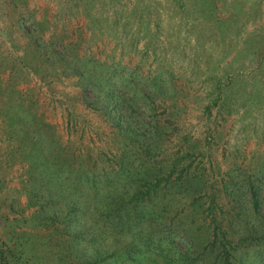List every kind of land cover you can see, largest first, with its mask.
<instances>
[{
  "label": "rangeland",
  "instance_id": "obj_1",
  "mask_svg": "<svg viewBox=\"0 0 264 264\" xmlns=\"http://www.w3.org/2000/svg\"><path fill=\"white\" fill-rule=\"evenodd\" d=\"M224 246L264 264V0H0V264Z\"/></svg>",
  "mask_w": 264,
  "mask_h": 264
},
{
  "label": "trees",
  "instance_id": "obj_2",
  "mask_svg": "<svg viewBox=\"0 0 264 264\" xmlns=\"http://www.w3.org/2000/svg\"><path fill=\"white\" fill-rule=\"evenodd\" d=\"M253 196H254V204L256 206V208H258V193L256 191L253 192ZM221 257L223 259V263L224 264H231V254L230 252L228 251V249L226 248V246L223 247V251L221 253ZM4 264V263H2Z\"/></svg>",
  "mask_w": 264,
  "mask_h": 264
}]
</instances>
